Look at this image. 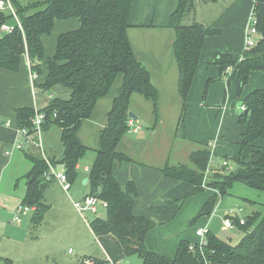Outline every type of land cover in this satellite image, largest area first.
<instances>
[{
	"label": "trees",
	"instance_id": "16d2710c",
	"mask_svg": "<svg viewBox=\"0 0 264 264\" xmlns=\"http://www.w3.org/2000/svg\"><path fill=\"white\" fill-rule=\"evenodd\" d=\"M11 1L21 27L13 14L0 12V71L17 73L24 63L29 68V76L33 72L38 74V79L33 82L35 89L50 91L59 85L70 90L69 99L52 98L40 111L46 115L44 131L50 127H58L62 131L64 155L50 163L52 166H64L71 185L78 180L77 166L89 150L80 137L82 125L93 117L99 100L110 95L118 77H123L107 123L99 133L96 159L89 172L91 191L87 196H96L107 204V208L103 207L105 217H97L90 223L95 236L114 235L121 243L124 255L127 258L137 256L142 264H264V218L256 212L245 219L238 211L224 218L233 221L234 230L244 233L238 244L221 240L209 230L205 237L206 245L182 241L173 258L147 248V236L156 225L150 218L135 213L136 183L130 181L122 186L115 177L119 166L132 161L119 151V145L127 133L134 130L128 116L133 94L149 100L154 107L155 119L159 117V93L150 72L135 56L128 35L134 0ZM194 10L195 0H180L175 14L185 16ZM254 11L256 28L261 36L257 46L245 51L241 57L231 53L219 54L215 62L219 72L214 80H209L205 99L214 81L226 78L230 85L236 79L237 96L240 97L252 72L264 73V0H255ZM70 20H78L79 27L61 34L54 55L46 57L43 38L52 34L56 22ZM4 24L13 26L14 30L1 31ZM218 34L217 29L199 23L175 28L173 56L179 68L178 91L183 103V118L188 111L189 94L197 68L202 63L206 40ZM228 68L234 70L229 76L224 75ZM243 106L246 109L240 122L246 125V130L238 144L240 155L232 158L236 167L234 171H227L228 161L223 163L222 169H212V153L208 146H202L191 154L193 167L166 165L161 170L165 177L192 187L181 199V204L206 189L215 191L196 219L211 217L219 202L218 196L227 194L235 183L264 191V147L258 145L264 141V89L247 95ZM35 115V108H17L15 128L31 129ZM25 157L32 167L17 182L25 180L22 207L36 209L32 223L37 228L51 209L46 192L54 180L45 178L49 171L45 159L32 153ZM242 219L245 220L244 225L241 224ZM88 260L92 259L84 258L76 264H105V260Z\"/></svg>",
	"mask_w": 264,
	"mask_h": 264
},
{
	"label": "crops",
	"instance_id": "0c3cea01",
	"mask_svg": "<svg viewBox=\"0 0 264 264\" xmlns=\"http://www.w3.org/2000/svg\"><path fill=\"white\" fill-rule=\"evenodd\" d=\"M179 2L180 0H134L133 2L128 35L135 56L150 72L152 83L159 93V117L158 120L155 119L154 107L149 100L139 94H133L130 102V111L139 119L137 121L133 120L134 130H130L119 145V151L128 155L132 161L122 164L115 171V177L122 186H126L130 181L136 183L138 196L135 213L139 216L150 218L156 225V228L147 236V248H149L150 237L155 235L153 233L155 230H166L165 228H161L163 225H166L170 229L178 222L181 223L179 229L172 230V232L177 233L171 248L167 250L171 253L166 255L158 252L165 257H170L172 253H174L172 256H175L179 244L182 241L188 240L183 237L185 236V222L183 218H178V215L181 214L184 209V203L189 199L183 204L180 201L191 191L192 187L186 183L165 177L161 170L166 165H187L186 163L191 161V154L202 146H208L211 150L212 169H215L213 161L216 158V154L221 153L222 150H226L228 147L234 146L233 144L237 146L235 147L238 149V152H234L232 156L240 155V146L238 144L245 129L237 128V132L241 134L239 138L234 137V130L224 132L225 125L229 123L228 119H231L233 116L227 111V94H231V85L226 81L224 84L217 83V80L212 82V85L210 84L211 87H209L206 99L204 98V94L209 80H214L218 75L219 67L215 65V62L220 53H231L240 57L245 54L246 32L254 10V0H214L209 2L202 1L203 4L194 13L181 16L175 14ZM188 17L189 19H187ZM194 23L207 27L211 26L217 29L219 34L206 40L201 57L202 63L197 68L189 94V105L186 116L183 119V114L182 116H179V113L176 114L175 121L177 122V126L173 134L167 136L165 131H163L166 127L165 122L174 118V115L167 114V112L172 104L176 106V104L182 103L178 91L179 68L173 56L175 28L179 25H192ZM78 27V20L56 22L52 34L43 38L46 57L54 55L57 40L61 34L76 30ZM253 80L254 83L256 80H261L262 84L259 87L253 84L250 92L255 88H264L263 72H252L249 82ZM223 89L225 90L224 94ZM36 91L37 89H33L31 86L27 64L23 63L20 71L17 73L5 70L0 71V118L4 121L11 120L13 124L12 127L0 126V228L3 230V233L0 231V235L6 234V229L3 226L8 214L12 215V220L16 222L17 210L22 207L20 205H22L26 193V184L22 189L19 187L17 189V184L14 185V178L11 181L10 189L4 191L9 181L8 174L6 176L5 171L12 167L14 161L12 157L14 155L22 153L25 157L26 154L32 153L39 156L38 153L33 151L35 148L33 149L31 146H26L21 152H17L13 156H7L6 154L18 141L15 131L16 124L14 122L16 119L15 110L21 107H32L40 111L45 109L52 99L51 97H42L43 106L40 108ZM44 92L47 93L48 91ZM111 93L109 96L99 100L93 117L85 121L80 130V137L85 145V138L93 136V147H88L91 150L90 155L86 154L85 159L83 158L77 166L78 180L82 186L80 188H82V192L84 193L81 198L89 195V192H87L89 182L84 185L83 181L86 178L89 179L90 167L96 159L98 136L100 131L105 127L108 114L112 109L113 99L116 95ZM143 100L148 104L150 103L149 107L152 112L149 114H144L141 109L135 106V104H140ZM45 102L46 104H44ZM142 121L147 122V125H149L147 132L141 124ZM135 128H139V130L136 132ZM54 129L55 127L46 129V135L44 136L50 161L52 159L59 160L64 155V148L63 146L62 148L60 147L62 131L59 128V132L56 133ZM225 133H227L228 138H226ZM177 139H183L185 142L182 141V144L186 143L183 152L180 149H175ZM197 143H200L201 146H198ZM258 145L262 146V143L259 142ZM57 146L60 150L57 148L55 151V147ZM175 150L177 156L175 155ZM182 155L185 157V160L187 159V162L184 164L179 163V158ZM54 167L57 171H64V166L61 164H57ZM55 184L62 187L57 181H53L46 192L48 204H50L49 200L52 195L49 194L50 188ZM206 191H210L211 195H202L199 200L202 203L198 207L200 210L215 193L210 188L206 189ZM35 210V208H32L27 215L33 214ZM211 217H208V223L211 222ZM191 225L193 224L191 223ZM206 226L210 230L209 224ZM206 226L195 229V239H198L197 243L201 239L197 237L196 230L205 228ZM90 231L95 236L91 228ZM95 238L98 241L103 238L104 243L109 248L114 239H117L112 234L102 235V237L95 236ZM117 241L121 246L120 251L123 253L122 245L118 239ZM104 254L107 257L104 259L105 264H122V262H117L119 257L116 253H111L110 251L107 253L104 249ZM90 259L94 260L93 258ZM0 264L3 263L1 262Z\"/></svg>",
	"mask_w": 264,
	"mask_h": 264
},
{
	"label": "rangeland",
	"instance_id": "374dc122",
	"mask_svg": "<svg viewBox=\"0 0 264 264\" xmlns=\"http://www.w3.org/2000/svg\"><path fill=\"white\" fill-rule=\"evenodd\" d=\"M195 3L196 4L194 12L199 9V6H201V4H203L201 0H195ZM187 19H189V17ZM122 79V75L118 77L117 81L113 86L111 94L117 95L118 89L120 88L122 83ZM225 81L229 83L230 80L228 81V79L222 78L218 80L217 83L224 84L226 83ZM237 84L238 83L236 79H233L230 83L231 94H227V111H229V113L233 116L231 117V119H228L229 123H227L224 127V132H227L228 130H234L235 138H239L241 135L237 132V128H244L246 130V125L240 122L241 115L243 114L242 107L244 103V97L246 98V96L251 93L250 89L252 88L253 84L256 87H259L262 82L261 80H256L255 83L254 80L252 82H249L244 87L240 97L236 95ZM255 90H260V88H255L252 90V92ZM36 92L40 108L43 106L42 97L69 99L71 94L70 90L59 85L48 91L49 93H46L41 89H37ZM224 92L225 90L223 89V94ZM44 104H46V102ZM149 104L143 100L140 104H135V106L141 109L144 114H149L150 112H152L151 108L149 107ZM177 113H179V116H182L183 103L176 104V106L172 104L167 112V114L174 115V118H172V120H168L165 122L166 127L163 131H165V134L167 136L172 135L177 126V122L175 121V116ZM141 124L144 127V130L147 132V130H149V125H147V122L142 121ZM59 130L60 129L58 127H55L54 132L57 133L59 132ZM145 131H143V133H145ZM45 135L46 131L43 134V144L46 157H49V151L47 150L44 141ZM225 135L226 138H228L227 133H225ZM85 141L87 147H93V136H91L90 138L86 137ZM182 141L185 142L183 139H177L175 142V149H180L181 152H183L186 144H182ZM57 142L58 139L55 142L56 145ZM261 143L262 147H264L263 140H261ZM197 145L201 146L200 143H197ZM233 145L234 146L228 147L226 150H222L221 153L216 154V158H214L213 161L215 168L222 169L223 163L228 161L229 167L227 168V171H234L236 169L235 162L232 160V158L237 156L232 155L234 154V152H238V149L236 148L237 146L235 144ZM62 146L63 145L60 142V147L62 148ZM57 148L60 150V148L57 146L55 147V151L57 150ZM176 150L175 155L177 156ZM33 151L38 153V155L40 156V153L37 149H34ZM90 152L91 150H88V156L90 155ZM14 156L12 157V159H14L12 167L5 171V175L7 176L8 174L9 181L6 184V189L4 191L10 189L11 181L13 180V178L14 185L17 184V189L18 187L22 189L23 186H25V180H21L19 183H17V180L22 178L25 173L29 172L30 168L32 167L31 163L25 159L22 153L17 154L15 157ZM179 161V163L184 164L187 162V159L185 160V157H183L182 155L179 158ZM84 162H86V160H84ZM186 164L190 167H193L191 161H188ZM80 187L82 186L79 180H77L73 184V188L68 193L65 192L62 187H59L57 184L52 185L49 192L50 195L52 194L49 200L51 210L49 211L48 215L45 216V219L42 224L39 225V227L37 228H35L34 224L31 221L34 213H30L29 215L23 217L22 223L14 222L12 220V215L8 214V216H6L5 224L3 226V228L6 229V234L0 235V263L76 264L81 262L84 258L104 260L105 258H107L104 254L105 249L107 253L108 251H110L111 253H116L119 257L117 260V262L119 263L122 262V264H142V260L137 256L129 258H127L126 256L124 257L123 253H121L120 251L121 246L118 243L117 239H114L109 248L108 245L104 243L103 238L98 241L95 236L92 235L90 231V223L97 217H105L106 210L102 208L103 206H99L98 214L93 215L92 213H86V221L81 218L74 206L75 202L83 203V200L86 197L85 196L81 198L84 193L82 192L83 190ZM90 191L91 187L88 186L87 192L90 193ZM202 195H211V192L204 191L201 194L197 195L199 197L195 196L187 200L183 205L185 210L183 209L181 214L178 215V218H183L185 222V236L183 237L184 239H188L187 241H191L190 243H197L198 239H195V229L197 227H203L209 224V228L212 234L215 235L217 238L224 241H231L233 244H238L239 241L244 237V233L237 230H224V218L227 215H233L236 211L240 212V216L244 219L249 217V215H252L254 212L259 213L260 217L264 218V191L262 190L250 188L242 183H235L232 189L227 194L223 196H218L219 202L215 208L214 214L211 217L210 223H208V217L196 219L200 212V208L198 207L202 203L199 202ZM194 219H196V221L193 222V225H191ZM180 226L181 223L178 222L175 226H172L170 229L166 225H163L161 228H165L166 230H155L153 232L155 235H152L149 239L148 249L150 251H154L155 253L159 252L169 255V253L171 252L167 250L171 248L173 241H175L176 239L177 233L172 232V230L179 229ZM0 231L3 233L2 228H0ZM200 243L201 241H199V244ZM172 255H174V253H172ZM172 255L170 257H174ZM88 262H92V260H88Z\"/></svg>",
	"mask_w": 264,
	"mask_h": 264
},
{
	"label": "built area",
	"instance_id": "2783aa9c",
	"mask_svg": "<svg viewBox=\"0 0 264 264\" xmlns=\"http://www.w3.org/2000/svg\"><path fill=\"white\" fill-rule=\"evenodd\" d=\"M0 12H9L13 14L21 27V24L16 16L15 8L12 4L11 0H0ZM257 25V17L256 13L253 10L249 25L246 32V43H245V50H250L257 46L261 36L258 33V30L256 28ZM14 30V27L8 24H4L1 27V31L3 32H12ZM29 64V61H28ZM30 66V64H29ZM233 68H228L227 72L228 75H231L233 73ZM32 87L34 88L33 82L38 79V74L36 72L31 73L30 76ZM246 109L245 106L242 107V110L244 111ZM46 121V115L44 112L37 111L36 115L32 119V128H15L16 136L18 138V141L15 143L14 146L10 150L7 151V156H13L17 151L23 150L26 146H31L32 148H35L40 153L41 157L45 159L49 166V171L45 173V178L48 181L54 180L57 181L63 188L65 192H69L72 189V185L68 180V177L65 173V171H57L54 166L50 163V160L48 157H46V153L44 150V144H43V134H44V126ZM134 121H130V126H133ZM0 126L5 127H12V121H4L0 118ZM136 132L139 130V128H135ZM74 206L81 216L86 221V213H92L93 215L98 212V207L103 206L104 208H107V204L104 202H101L96 196H86L83 200V203L81 202H75ZM32 208L29 207H20L17 210V217L16 222H21V217L27 215ZM241 224H245V220H241ZM223 228L224 230H234L235 225L231 219H224L223 220ZM209 233V229L207 227L205 228H199L196 230V235L201 239V246L206 245L205 237Z\"/></svg>",
	"mask_w": 264,
	"mask_h": 264
},
{
	"label": "water",
	"instance_id": "95a60500",
	"mask_svg": "<svg viewBox=\"0 0 264 264\" xmlns=\"http://www.w3.org/2000/svg\"><path fill=\"white\" fill-rule=\"evenodd\" d=\"M128 116H129V118L132 119V120H136V121H137V120L139 119V118H138L133 112H131V111L129 112ZM88 182H89V179L86 178V179L83 181V184L86 185Z\"/></svg>",
	"mask_w": 264,
	"mask_h": 264
},
{
	"label": "bare ground",
	"instance_id": "6f19581e",
	"mask_svg": "<svg viewBox=\"0 0 264 264\" xmlns=\"http://www.w3.org/2000/svg\"><path fill=\"white\" fill-rule=\"evenodd\" d=\"M254 3H255V0H254ZM246 51H248V50H246ZM224 75H228V72L226 71V73H225ZM228 76H229V75H228Z\"/></svg>",
	"mask_w": 264,
	"mask_h": 264
}]
</instances>
